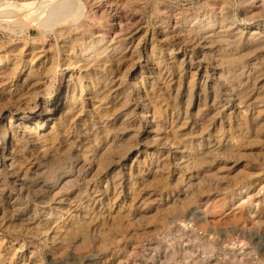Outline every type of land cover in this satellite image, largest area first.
I'll use <instances>...</instances> for the list:
<instances>
[{"label": "bare ground", "instance_id": "obj_1", "mask_svg": "<svg viewBox=\"0 0 264 264\" xmlns=\"http://www.w3.org/2000/svg\"><path fill=\"white\" fill-rule=\"evenodd\" d=\"M192 1L0 0V28L23 33L17 44L0 43V155L6 157L8 147L16 157L44 147L62 150L61 138L73 132L76 118L86 109L84 96L88 98L87 143L71 140L64 154L74 145L95 169L81 177L83 169L74 173L69 166L51 165L48 194L56 190L47 202L51 212L36 224L45 222L44 233L61 231V248L72 236L88 240L92 219L80 213L99 216L102 240H110L103 215L127 203V208L141 212L149 194L145 187H158L168 195L179 189L184 198L170 205L173 211L205 202L213 189L225 195L222 205L227 206L255 183V169L264 168V0H204L194 12L166 9L169 3ZM253 1L261 7L248 15L245 11ZM135 3L138 7L133 8ZM146 6L151 14L149 31L139 29L136 20ZM126 7L132 10L121 12ZM234 7L245 14L242 9L234 13ZM114 22L120 25L116 29ZM33 28L38 36L31 39ZM47 39L54 46L47 48ZM142 56L148 67L135 69L134 62ZM173 72L179 75L177 80ZM131 76L144 107L141 118L150 130L141 129L140 117L131 121L137 104L129 87ZM172 84L175 104L184 107L172 111V136H167L158 100L160 91L169 92ZM194 101L197 111L190 114ZM13 118L18 123L11 124ZM176 122L185 130L199 125L208 136L179 135ZM210 128L215 136H210ZM161 133L165 136L145 142L139 137ZM133 153L136 164L125 167L124 160ZM24 158L23 178L34 168L30 158ZM257 159L260 164L254 163ZM259 186L264 191V181ZM62 191L65 196L56 198ZM254 214L260 225L264 210ZM16 220L19 225L14 229H26L22 220ZM34 230L36 236L42 234ZM4 239L0 238V264L30 263L23 255L14 260L24 246L12 245L16 235L5 243ZM213 247L204 244V252ZM35 258L32 252L29 259Z\"/></svg>", "mask_w": 264, "mask_h": 264}, {"label": "rangeland", "instance_id": "obj_2", "mask_svg": "<svg viewBox=\"0 0 264 264\" xmlns=\"http://www.w3.org/2000/svg\"><path fill=\"white\" fill-rule=\"evenodd\" d=\"M203 1L194 0L192 2H181L177 5L169 3L168 6L166 5V9H181L194 12L203 4ZM134 7H138L137 3L133 5ZM260 7V2L253 1V5L247 8L245 12L248 15H254ZM130 9V7H126L120 10L122 12L130 11ZM241 9L234 7L233 11L238 13ZM245 12L241 13L245 14ZM136 20L139 29H148L149 31L151 28L150 6H146V10L142 14H137ZM119 26V22H114L113 28L116 29ZM113 28L110 30L112 31ZM16 31L18 32L12 33L8 29L0 28V43H19L23 33H20L19 30ZM37 36L38 31L33 28L30 38L34 39ZM146 38L145 41L141 42L138 49L140 52L147 45L149 35ZM45 46L47 48L54 46V41L47 39ZM145 60L146 57L142 56L139 61L134 62V68L140 69V66L148 67L149 63ZM173 75L175 80H177L179 75L176 72H173ZM59 77L60 72L57 74V79ZM132 79L133 76L129 77L128 82L129 87L133 90L137 104L134 108V115L133 117L131 116V121L134 119L138 121V117L141 118L142 115H145V112L142 114L144 107L142 106V100H138L136 97V89L132 86ZM197 86L194 90L195 97L198 92ZM56 87H59V83L56 84ZM175 89L176 85L172 84L169 92L160 91L162 97L158 100L161 110L163 109L162 112L164 111L162 122H164L166 132H168L167 136H172L171 131H169V124L174 120V117H171L172 111L184 107L182 105V108H180L181 104H175ZM56 93L57 90L52 93V97ZM84 101L87 104L86 109L76 118L73 132L69 136L61 138L62 150L46 149L44 147L24 153L27 159H31L28 162L34 167L27 171L25 178L22 177L23 167L27 163L25 156L18 154L16 157L10 154L12 147H8L6 157L3 154L0 155V236L5 238V243L6 240H10L11 237L16 235L18 239L12 242L13 244L11 243L16 248H19L20 244H24L22 250L19 249L17 252L14 260L18 256L23 255L28 263L30 262L29 264L33 263V261L40 264H264V214H262L261 226L256 223L254 217V211L264 210V191L259 189V185H263L264 181V171L262 172L264 168L262 166L255 169V183L242 189L241 193L235 195L230 205L227 206L222 205V198L225 195L213 189L208 193V199L205 202L198 205L193 203L183 211H173L170 205L174 201L179 203L184 198L181 197L179 189L177 192L170 193L169 196L166 192L160 191L158 187H145L144 191L149 192L148 197H145L148 202H145V206L139 207L141 212L137 213L134 207L131 209L127 208V203L125 208H112L103 215L106 223L105 228L109 229V234L111 235V239L106 242L102 240V230L98 226L99 216L94 218V215L90 216L80 213L81 217L87 220L92 219L87 232L88 240L83 242L80 235L72 236L65 241L62 248L60 247L62 244L61 231H56V234L51 230L44 233L42 224L45 222L40 224L41 226L36 227L38 220L46 221L49 217L51 211L47 202L51 195L56 192V190H52L53 194L51 192L48 194L49 190H47L51 180V173L49 172L51 165L53 167L54 165L69 166L74 173L78 169H83L81 177L91 175L95 169L93 162L85 160L78 155L79 153L74 148V145L68 155L64 154L66 146L71 140L76 141L75 144L80 142L87 143L86 132H88L89 124L86 116L89 107L86 96H84ZM195 102H193L192 109H190V114L197 111ZM17 120L18 118H13L11 124L18 123ZM141 122V129L146 130L148 128L147 130H150L143 118H141ZM5 123H8V119H5ZM175 124H177V128L180 126V122ZM135 125L137 126L138 123ZM115 127H117V124ZM188 129L185 130V127L180 126L177 131L179 135L183 136H208L207 132L202 131L199 125L192 126L193 130ZM214 134V129L210 128V136H215ZM155 136H165V133L139 137L142 142H145L146 139H155ZM2 138L0 136V139ZM1 145L2 143L0 142V147ZM134 148H132L133 151L136 150ZM174 150L180 153V149ZM134 153L130 155L131 157L129 156L124 160L123 164L125 167L136 164V162H133ZM141 158L138 159L141 160ZM258 161L260 164L261 159H257L254 163L256 164ZM36 175H40L39 180H31ZM63 177L66 176H61V178ZM37 181H40V183L37 184ZM212 184L210 183L211 186ZM40 186L43 187L42 190L39 189ZM77 187L73 189L76 190ZM64 193L62 191L57 194L56 198L65 196ZM250 201H252V204H249ZM128 211L130 212L129 214L127 213ZM60 215L57 216L59 217ZM16 219L22 220L26 229H14L13 226L17 227L19 225ZM14 230H17V232ZM33 230L42 234L36 236L32 233ZM206 243L214 246L208 251L209 253L204 252L203 247ZM32 252H35V260L29 259ZM18 262L19 260L15 264H18Z\"/></svg>", "mask_w": 264, "mask_h": 264}]
</instances>
